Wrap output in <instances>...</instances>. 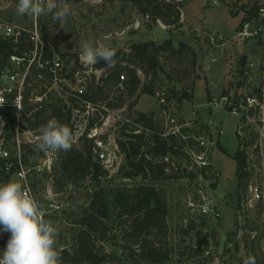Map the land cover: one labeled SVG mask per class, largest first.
Segmentation results:
<instances>
[{
	"label": "rangeland",
	"instance_id": "1",
	"mask_svg": "<svg viewBox=\"0 0 264 264\" xmlns=\"http://www.w3.org/2000/svg\"><path fill=\"white\" fill-rule=\"evenodd\" d=\"M68 2L72 13L63 25L53 21L51 14L40 16L38 19L17 15L15 10L17 0H0V21L21 31L31 32L36 28L42 41L48 44L57 41L62 53L79 54L82 41H99L114 49H128L135 42L147 40L162 42L169 37L175 39V45L178 39H182L193 47L195 55L188 52L177 54L168 52L162 57L171 78L161 73L159 77L161 79L156 80L158 83L155 92L166 91L169 96H173V93L178 95L186 75L188 78L194 76L192 98L182 99L176 96L179 119L188 122L189 125L184 127V138L181 137L186 143L183 141V147H179V152L176 155L170 154V157L180 167L185 166L187 171L195 172L196 176L156 180L140 176L125 177L120 171L125 163L124 154L121 152V164L111 176L104 171L98 181L86 176L73 182L66 181L63 187L58 189L53 185V173L43 162L42 151L36 146L27 145L25 148V155L29 156L27 165L33 167L28 172L29 180L37 198H43L45 218L58 226L57 248L71 249L75 244L77 233L82 228L78 220L99 187L105 189L111 201L112 192L117 187H133L144 183L163 189L167 199L168 241L173 252L168 260L157 264H243L237 255L239 249L235 243L232 214L234 192L238 190V166L234 155L240 142L259 144V137L256 127L245 125L240 113L232 112L226 107L225 109L218 107L210 101L215 98L220 100L223 96L233 103L246 102V98L250 96H256L260 100L264 98V41L262 39L242 41L236 37L237 29L247 15L242 10H237V3L234 1L182 0L178 24L169 25L159 18L154 20L141 13L136 5L124 0ZM252 3L256 4V0ZM2 31L3 27L0 28V32ZM218 34L222 35L223 39H220ZM212 35L214 39H211ZM9 65L19 72V78L28 67L23 66L22 62L19 64L9 61ZM84 68L78 71L76 78H82L86 85L93 72L97 77L102 73L101 70H94L92 67ZM38 79L44 81L33 92L45 90L48 84L47 78L39 75ZM64 83L68 85L67 82ZM109 87L112 89L111 98L121 94L122 88L117 86L119 89L117 90L116 85ZM68 96L72 97L52 89L45 104L60 102V99L65 102ZM124 98L125 103L122 106L108 109L107 115L102 119L103 128L100 133L102 137L107 138L111 135L118 142L123 138V131H142L150 134L151 130L134 121L137 114L153 111L157 118L161 117V105L156 93L142 94L130 109L129 103L135 100V96L127 98L125 95ZM76 102L79 103L77 107L83 110L80 101L77 99ZM100 107L105 108L104 104ZM88 116L97 118L99 115L94 113V107H91ZM77 119L82 121L81 118ZM157 122L158 130H164L163 122ZM241 123L244 125L240 138L237 136V128ZM125 124L128 129L125 128ZM203 137L208 141L215 140V144L210 145L208 150V159L212 165L207 166L206 170L217 171L218 185L215 194L220 198L224 209V216L221 219L203 215V185L210 180L208 174L203 175L201 170L203 165L190 158L185 151L190 147L200 153L203 150L200 143ZM24 138L26 140V137ZM218 141L224 150L218 146ZM260 153H264V144L253 152L254 155ZM55 156L57 155H54L51 166L56 160ZM34 166L40 169H34ZM10 180L21 182L14 175L9 176L8 181ZM225 200L230 202L224 204ZM108 224L109 230L104 239H99V244L104 252H111L116 257H107L105 264H148L140 258H130L127 249L121 247L115 213ZM258 264H264V261Z\"/></svg>",
	"mask_w": 264,
	"mask_h": 264
},
{
	"label": "trees",
	"instance_id": "2",
	"mask_svg": "<svg viewBox=\"0 0 264 264\" xmlns=\"http://www.w3.org/2000/svg\"><path fill=\"white\" fill-rule=\"evenodd\" d=\"M124 1L133 3L141 13L154 20L159 18L169 25L179 22L182 0ZM29 34L30 32L26 30H20L15 39L13 35L0 32V71L9 65L11 55L26 56V58L33 56L31 53L35 47ZM174 41L175 39L169 37L162 42L155 40L135 42L128 49L116 48L119 63L114 68L106 67L103 61L92 66V69L101 70L102 73L97 77L93 72L85 90L78 94V97L85 103H90L91 107H94V113L99 115L97 118H89L90 125H101L108 109L120 107L125 103V95L127 98L135 96V100L129 103L128 108L130 109L142 94H154L156 83H158L156 80L161 79L159 78L161 73L171 78L170 72L166 70V64L162 60L166 53L188 52L195 55V50L189 43L178 39L175 45ZM59 53L63 59L64 75L69 80L75 79V72L85 69L79 61V54L60 52L57 41L54 44L43 42L38 46L24 79L22 90L24 109L26 112H31L27 118L28 125L38 133L39 127L51 118H56L71 128L72 107L79 105L75 97L68 96L65 102L60 99V102L47 103L41 109L32 111L34 107L31 100L33 95L43 91L33 92L44 81V79H38V76L47 79L50 77L48 72L40 67V64L51 60L54 54ZM26 54L31 55L27 56ZM27 62L28 60L25 61V65ZM121 75L124 76L122 81L124 88L122 91L120 90L121 94L116 98H111L112 89L109 86L116 85L115 88L119 90L118 84ZM188 77L186 75V78L182 80L183 87L180 94H174V88H172L173 96H179L182 99L192 98L194 76ZM206 93L210 99L207 90ZM101 104H104L105 108L102 109ZM6 112L11 114L10 111L6 110ZM137 115L134 121L140 122L146 129L151 130V133L122 132L123 138L118 140L120 151L125 157V163L120 168L122 175L129 178L140 176L147 179L150 177L155 180L195 177V172L187 171L185 166L180 167L170 157V154L176 155L179 152V147H183V143L186 141L180 135H163L162 130H158L156 126L157 121L161 120L155 116L153 111L139 112ZM125 128L128 129L127 124H125ZM237 136L239 137L238 133ZM93 145L92 139L82 137L79 145H73L70 151L57 152L56 160L51 168V173L54 175V186L61 189L66 181L73 182V180L86 176L98 181V176L105 170L95 159ZM177 146L178 148H175ZM218 146L224 150L219 141ZM234 158L237 161L239 182L246 175V155L238 148ZM201 170L203 171V169ZM203 173L205 174V171ZM9 176L10 174H7V179ZM213 185L216 186L215 183ZM112 197L113 199L110 201L103 187H99L94 192L90 203L78 220L82 228L77 233L75 244L71 249L57 248L61 252L62 263L105 264L107 257L115 258L113 253L104 252L99 244V239H104V235L109 230L108 221L114 213L120 231L121 247L127 249V255L130 258H140L148 264H157L168 260L173 248L168 241V206L163 189L144 183L133 187L120 186L113 190ZM9 235L6 233L3 243L7 244Z\"/></svg>",
	"mask_w": 264,
	"mask_h": 264
},
{
	"label": "built area",
	"instance_id": "3",
	"mask_svg": "<svg viewBox=\"0 0 264 264\" xmlns=\"http://www.w3.org/2000/svg\"><path fill=\"white\" fill-rule=\"evenodd\" d=\"M230 1L236 2L237 10H242L247 15L237 29V39L242 41L262 39L264 41V0H256V4L252 3L253 0H227V2ZM1 27H3V33L13 35L15 39L20 33V29H16L9 24H3L0 21ZM29 36L35 47L31 54L35 56L38 46L43 44L44 41L41 40L36 28L30 32ZM219 38L223 39V36L219 35ZM211 39H214L213 35ZM31 54L28 55L30 56ZM33 56L31 58L17 55L10 56L9 61L11 63L17 62L20 64L22 62L23 66H28L21 78L18 76L19 72L11 68L10 65L5 66L0 71V104H2L0 105V121H2V126H0V184L8 182L7 174L14 175L22 184L29 188L34 197L44 206L43 198H37L36 192L30 183L28 172L33 167L27 165L29 156L25 155L26 146H36V137L39 134L28 125L27 118L31 115V112L25 111L22 101L24 79ZM27 60L28 62L25 65ZM40 67L44 68L50 77L45 90L33 95L31 99L34 103L32 111L43 107L52 89L62 95L67 94L78 99L84 109L81 110L77 106L72 107L73 115L70 124L77 137L74 145H78L82 137L92 139L95 159L100 162L105 172H108V175L111 176L114 171L118 170L122 154L116 138L111 135H108L107 138L100 135L103 128L102 124L99 126L90 125L88 113L91 104L85 103L83 99L78 97V94L82 93L87 85L82 82V78H76L78 71L74 74L75 79L69 80L64 75L63 59L59 54H54L51 60L44 61L43 64H40ZM123 80L124 76L121 75L118 86L122 89L124 88ZM64 82H67L68 85ZM155 93L161 105V117L159 119L165 127L161 133L165 136L175 134L184 138L183 129L189 124L179 119L180 113L176 97L169 96L166 91H156ZM210 102L218 107H223L224 109L226 107L232 112L240 113L243 120H245L244 124L253 125L257 130L259 144H247L244 141L239 143L240 150L246 155V175L238 182V190L234 192L235 199L232 205V214L235 227V243L239 249V252H237L239 260L243 262L245 256L252 255L255 257V263L257 262L258 264V262L264 261V153L254 155L253 152H256V149L264 144V98L260 100L256 96H250L246 98V102L233 103L228 101L226 96H223L220 100L215 98ZM88 107L90 108L88 109ZM6 110L10 111L11 114L6 112ZM77 118H81L82 121L80 122ZM243 125L241 123L237 128L240 138ZM24 137H26V140ZM205 139L203 137L200 142L203 147L200 153L190 147L185 149V151L190 158L203 165V171H205L203 175L206 176L208 174L207 177L210 180L203 185V215L221 219L224 216V209L220 198H217L215 194V188L218 185L217 171L206 170L207 166L212 165V162L208 159V150L210 145L215 144V140L210 139L208 141L206 139V141ZM42 154L44 156V164L51 170L53 157L57 155L56 151H42ZM34 169L39 170L40 167L34 166ZM101 177V175L98 176V178ZM214 183L216 186L213 185ZM228 201L225 200L223 203L226 204ZM6 233L0 232V251L6 247V244L3 243V240L6 239Z\"/></svg>",
	"mask_w": 264,
	"mask_h": 264
},
{
	"label": "clouds",
	"instance_id": "4",
	"mask_svg": "<svg viewBox=\"0 0 264 264\" xmlns=\"http://www.w3.org/2000/svg\"><path fill=\"white\" fill-rule=\"evenodd\" d=\"M15 10L17 15L33 19L51 14L61 25L72 13L68 0H17ZM79 61L86 67L103 61L106 67L114 68L119 63L117 50L99 41H82ZM76 140L72 128L51 118L39 129L36 147L43 152L70 151ZM0 232L10 234L0 251V264H62L56 246L58 226L45 219L41 203L19 181L0 184ZM243 264H255V257L245 256Z\"/></svg>",
	"mask_w": 264,
	"mask_h": 264
}]
</instances>
